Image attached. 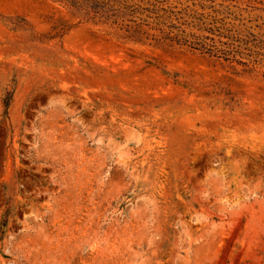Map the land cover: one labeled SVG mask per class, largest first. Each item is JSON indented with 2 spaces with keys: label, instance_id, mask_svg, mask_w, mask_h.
I'll return each instance as SVG.
<instances>
[{
  "label": "rangeland",
  "instance_id": "374dc122",
  "mask_svg": "<svg viewBox=\"0 0 264 264\" xmlns=\"http://www.w3.org/2000/svg\"><path fill=\"white\" fill-rule=\"evenodd\" d=\"M0 264H264V0H0Z\"/></svg>",
  "mask_w": 264,
  "mask_h": 264
},
{
  "label": "trees",
  "instance_id": "16d2710c",
  "mask_svg": "<svg viewBox=\"0 0 264 264\" xmlns=\"http://www.w3.org/2000/svg\"><path fill=\"white\" fill-rule=\"evenodd\" d=\"M66 1H70L73 4L78 3L80 1L81 2H85V3H95L96 2V0H66ZM94 12H96V11L94 10Z\"/></svg>",
  "mask_w": 264,
  "mask_h": 264
}]
</instances>
